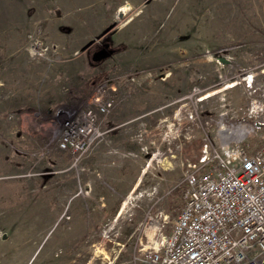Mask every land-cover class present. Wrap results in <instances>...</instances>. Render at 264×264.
<instances>
[{
	"label": "rangeland",
	"instance_id": "374dc122",
	"mask_svg": "<svg viewBox=\"0 0 264 264\" xmlns=\"http://www.w3.org/2000/svg\"><path fill=\"white\" fill-rule=\"evenodd\" d=\"M262 68L264 0H0V264H149L207 138L264 145ZM89 108L116 171L58 146Z\"/></svg>",
	"mask_w": 264,
	"mask_h": 264
},
{
	"label": "built area",
	"instance_id": "2783aa9c",
	"mask_svg": "<svg viewBox=\"0 0 264 264\" xmlns=\"http://www.w3.org/2000/svg\"><path fill=\"white\" fill-rule=\"evenodd\" d=\"M92 103L107 114L114 99L96 96ZM260 112L264 101L247 108L246 115ZM81 118L63 122L58 141L71 155V166L91 153L105 132L93 109ZM246 134L245 127L232 137L218 132L215 146L207 138L186 170L182 205L167 235H160L166 214H147L158 237L146 252L149 264H264V145L248 151L241 144Z\"/></svg>",
	"mask_w": 264,
	"mask_h": 264
},
{
	"label": "crops",
	"instance_id": "0c3cea01",
	"mask_svg": "<svg viewBox=\"0 0 264 264\" xmlns=\"http://www.w3.org/2000/svg\"><path fill=\"white\" fill-rule=\"evenodd\" d=\"M260 72L264 73V68L260 69ZM238 84H240V82H236V84L234 85H238ZM108 144L109 143L107 142L106 144H103V143L98 144L95 147V150H93L90 154L85 156L84 159L85 160L89 159L93 162H97L99 160L103 166H106V167L112 166L113 167L112 171H116V168L121 166L122 160L126 156H124L125 154H122L123 156L118 155L117 153L115 154L116 151L114 150V148L110 147ZM69 202L72 203L73 200H70ZM70 235H72L73 237H77V234L75 235V231L69 232L68 236ZM72 255H73L72 259L71 257H69V264H76V257H75L76 254L73 252Z\"/></svg>",
	"mask_w": 264,
	"mask_h": 264
},
{
	"label": "water",
	"instance_id": "95a60500",
	"mask_svg": "<svg viewBox=\"0 0 264 264\" xmlns=\"http://www.w3.org/2000/svg\"><path fill=\"white\" fill-rule=\"evenodd\" d=\"M106 46L107 45L99 48L97 51H95L92 54V60L94 62L102 61V60L108 58L113 53V49L107 48ZM219 60L222 61L223 63H228V60L223 58V57H219Z\"/></svg>",
	"mask_w": 264,
	"mask_h": 264
},
{
	"label": "flooded vegetation",
	"instance_id": "af4514ba",
	"mask_svg": "<svg viewBox=\"0 0 264 264\" xmlns=\"http://www.w3.org/2000/svg\"><path fill=\"white\" fill-rule=\"evenodd\" d=\"M105 45H107V44H104L103 46H105ZM103 46H102V47H103ZM106 47H107V48H110L108 45H107Z\"/></svg>",
	"mask_w": 264,
	"mask_h": 264
},
{
	"label": "bare ground",
	"instance_id": "6f19581e",
	"mask_svg": "<svg viewBox=\"0 0 264 264\" xmlns=\"http://www.w3.org/2000/svg\"><path fill=\"white\" fill-rule=\"evenodd\" d=\"M122 9H124V8H122Z\"/></svg>",
	"mask_w": 264,
	"mask_h": 264
},
{
	"label": "trees",
	"instance_id": "16d2710c",
	"mask_svg": "<svg viewBox=\"0 0 264 264\" xmlns=\"http://www.w3.org/2000/svg\"><path fill=\"white\" fill-rule=\"evenodd\" d=\"M71 156V155H70ZM182 204V203H181Z\"/></svg>",
	"mask_w": 264,
	"mask_h": 264
}]
</instances>
